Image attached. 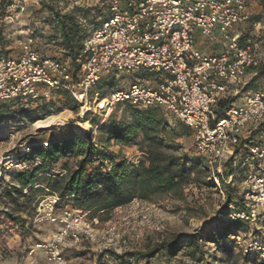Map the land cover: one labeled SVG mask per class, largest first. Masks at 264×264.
<instances>
[{
  "label": "built area",
  "instance_id": "obj_1",
  "mask_svg": "<svg viewBox=\"0 0 264 264\" xmlns=\"http://www.w3.org/2000/svg\"><path fill=\"white\" fill-rule=\"evenodd\" d=\"M30 1L20 0V11L27 10ZM78 3L70 0L68 7ZM97 3L107 4L109 16L86 36L75 64L43 55L31 36L21 42L17 58L2 53L0 41V101L50 100L54 91L62 90L80 103L84 116L100 113L107 117L120 104L164 109L193 131L196 153L206 159L209 179L221 193V211L228 209V218L248 224L247 234L232 235L237 247L255 251L264 260V131L247 144L242 162L241 154H235L242 140L264 121V88L250 93L241 104L234 102L223 117L216 112L219 101L238 96L251 80L248 75L253 77L261 64L257 33L247 34L242 27L250 15L248 0ZM6 18L13 20L12 15ZM254 27L264 30L263 21L254 22ZM215 33L221 34L218 41L223 50H199L197 35L211 43L217 41ZM139 70L158 77L154 82L137 80L116 87L106 95L97 88L105 76ZM28 152L30 148L23 146L20 152L6 155L0 144V182L32 165L22 158ZM229 161L235 170L227 173ZM241 170L240 197L227 203L223 182L234 186ZM61 200L54 190L39 197L34 221L46 222L53 229L47 239L26 247L32 256L29 264H35L39 256L47 264H70V251L90 246L99 252L123 253L131 249L128 242L143 241V221L133 214L104 222V211L94 214ZM133 204H138L137 197L116 209Z\"/></svg>",
  "mask_w": 264,
  "mask_h": 264
},
{
  "label": "rangeland",
  "instance_id": "obj_2",
  "mask_svg": "<svg viewBox=\"0 0 264 264\" xmlns=\"http://www.w3.org/2000/svg\"><path fill=\"white\" fill-rule=\"evenodd\" d=\"M249 18L242 27L247 34L257 33L260 38L261 62L264 63V30L258 32L254 27V21H263L264 23V0H249ZM20 0H14L4 13L0 10V26L5 29L4 42L8 51L17 58L20 52L21 42L28 36H33L40 52L45 56H52L61 59H68V46L66 45L58 24L53 23L50 10L47 5H53L56 11L62 14H68L74 9L69 8L70 0H39V2H29L27 10L20 11L18 4ZM77 5V4H76ZM75 5V6H76ZM74 6V7H75ZM97 4V0H83L82 9L76 10V19L81 23V37H85L93 30L97 29L104 21V15L108 12L107 7ZM93 9V10H91ZM12 15L13 20L7 19L6 16ZM36 27H38L36 29ZM3 29V30H4ZM216 42L205 40L197 35V46L199 50L206 53L219 52L223 45L218 41L221 34L215 33ZM106 80L108 85L103 86L105 94L111 90V83L114 86L126 87L131 83L142 80L144 82H154L158 77L155 73L139 71H124L108 75ZM264 88V74L260 76L257 82L250 85L249 90H242L235 99L236 104L243 102L244 98L253 91ZM49 102L38 105V102L30 103L31 108H26V101H0V144L5 150L6 155H12L23 146L40 142L49 141L50 135L59 130H63L67 125H72L74 131L84 137L92 139L99 144L102 155L97 157L89 167H98L100 165L109 166L113 160L117 163L126 161L128 163L139 160L146 161L147 155L142 151V146L146 143L142 138L130 144H119L111 142L102 144L104 138L100 128L94 125L102 118L103 115L98 113L94 117L86 119L80 108L72 109V103L64 97L59 91H54ZM130 106L117 105L112 114L108 116L105 122L116 119L118 122L130 118ZM28 109L29 116L23 115L22 111ZM64 110L71 111V117L64 124L52 128H36L33 123L39 118L50 114H55ZM172 126H186L180 120L173 119ZM179 132L182 129L179 128ZM178 149L176 153L196 154V145L193 131L189 128L187 134L176 140ZM206 161V159H204ZM39 163V161H36ZM67 164L74 167L77 164V158H60L54 172L66 175L63 165ZM35 165V164H34ZM41 176L33 185V189L24 188V192L30 194L31 200L25 202L24 206H19L11 199L4 196L6 184L0 186V264H29L31 255H28L26 247L29 245L47 239L52 232L53 226L46 222H35L36 209L39 197L47 193L48 190L54 189L48 183L46 178ZM7 181L12 182L15 186L19 183L15 175H11ZM205 177L197 179L196 174L192 179L185 183L179 191L169 193H154L149 198H138V204L128 205L124 210L113 209L102 216V220L107 222L112 217H119L124 214H133L139 221H143L144 238L140 243L128 242L131 249H143L149 241H158L164 237L174 234H181L183 240L189 239L194 234L201 236L218 235L221 232L222 225L219 224L218 216L221 211L222 196L219 189L207 185ZM64 183L60 179L58 185ZM24 202V198L20 199ZM6 208L9 210L7 211ZM12 214V215H11ZM13 216H22L26 220L28 234L23 235L20 231V224L15 222ZM248 233V232H243ZM208 259L213 260L216 255L217 260L226 261L227 257L223 254L218 243H210L207 246ZM235 253H237L235 251ZM100 252L90 246L80 250H74L67 253L70 264H117L110 257H100ZM163 262L170 261L166 256H162ZM173 263L192 264L193 260L187 256L183 250L177 257L172 259ZM35 264H47L39 256ZM216 264H226L217 262Z\"/></svg>",
  "mask_w": 264,
  "mask_h": 264
},
{
  "label": "trees",
  "instance_id": "obj_3",
  "mask_svg": "<svg viewBox=\"0 0 264 264\" xmlns=\"http://www.w3.org/2000/svg\"><path fill=\"white\" fill-rule=\"evenodd\" d=\"M13 1L0 0V10L2 9L5 13ZM97 4L100 8L103 6L108 7L107 4ZM47 6L53 23L58 24L60 27L64 41L68 46V59L75 64L81 52L83 41L87 36L81 37V23L77 21L75 14L76 10L83 8L82 1L68 14L56 11L53 5ZM108 16L109 12L104 15V19ZM3 29V26H0L1 52L8 54L10 52L4 42L5 29ZM31 37L33 38L32 35ZM254 37L258 40L261 38L259 34H254ZM254 73L251 80L243 88L244 90H249L250 85L257 82L260 76H263L264 63L261 62ZM108 78L109 76H105L97 84V88L102 95H106L103 86L109 84L106 83ZM111 87L108 93L118 86L111 83ZM59 92L72 103V109L80 108V103L69 92L62 90H59ZM236 97L228 95L219 101L216 112L220 117L224 116L226 110L235 102ZM34 102H38V105L41 106L44 102L46 104L49 101ZM34 102L29 101L26 108H31L30 103ZM129 106L131 107L129 113L131 119H124L119 122L116 119H111L105 122L106 118L110 116L108 115L95 123L94 127L100 128L103 133L104 138L101 145H107L111 142L130 144L142 138L146 143L142 146V151L147 155L146 161L139 160L127 164L126 161L117 163L116 160H113L109 166L89 167L90 163L102 155L99 144L75 132L72 125H67L63 130L50 135L49 141H45L48 144L45 145V142H40L39 145L33 143L27 146L30 148V152L24 154L22 158L32 162V165L25 170L11 173V175H15L19 186H15L7 180L0 182V186L7 185L4 196L17 205L24 206L25 202L31 200L30 194L25 193L24 188L29 187L32 190L34 183L41 176H48L44 178L54 188L52 190L60 194L62 204H71L96 214L101 211L108 213L119 206L127 205L136 197L149 198L154 193L179 191L195 174L197 179L205 177L207 179L205 183L214 186V183L209 179L210 170L203 157L197 153L190 155L176 153L175 151L178 149L176 140L187 134L189 131L188 126L173 127L171 120L176 118L160 107L139 108ZM22 112L23 115L29 116L28 109ZM96 115L90 113L85 118L89 119V117ZM179 128L182 129V132H179ZM262 131H264V121L249 138L242 140L241 146L235 152V154H241V162L247 153V144ZM71 157L77 158V164L70 167L65 163L63 169L67 171L66 175L54 172L60 158ZM36 161H39V163H36ZM234 170L232 162L229 161L226 172L229 173ZM242 172L241 170L240 175H237L234 186L223 182L227 203L240 197ZM60 179L64 180L61 186L58 185ZM22 197L25 200L24 202L20 201ZM34 208L36 209V205ZM227 214L228 209L219 211L218 221L223 227L218 235L201 236L200 234H194L189 239L183 240L181 234H174L158 241H149L143 249H130L123 253L107 251L100 252L99 255L101 258L110 257L117 264H186L172 262V259L184 250L185 254L193 260L192 264H216L217 262H225L226 264H264V260L260 259L255 251L245 252L237 247L232 235L247 231L248 224L243 221L232 220L227 217ZM13 218L15 222L20 224L21 233L23 235L28 234L29 229L26 220L22 216H13ZM210 243L220 245V249L227 257L226 261L215 259L216 255H214L212 261L208 259L210 255L208 256L206 246ZM162 256H166L170 261L163 262L161 260Z\"/></svg>",
  "mask_w": 264,
  "mask_h": 264
},
{
  "label": "bare ground",
  "instance_id": "obj_4",
  "mask_svg": "<svg viewBox=\"0 0 264 264\" xmlns=\"http://www.w3.org/2000/svg\"><path fill=\"white\" fill-rule=\"evenodd\" d=\"M70 110H64L59 113L47 115L44 118H40L34 121L33 125L36 128H52L65 123L67 119L71 117Z\"/></svg>",
  "mask_w": 264,
  "mask_h": 264
},
{
  "label": "crops",
  "instance_id": "obj_5",
  "mask_svg": "<svg viewBox=\"0 0 264 264\" xmlns=\"http://www.w3.org/2000/svg\"><path fill=\"white\" fill-rule=\"evenodd\" d=\"M32 2H34V0H31ZM80 1H83V0H78V2H80ZM248 3H249V8H250V1L248 0ZM28 6H30V5H28ZM28 11V10H27ZM223 50V48H221L220 49V51L219 52H221ZM219 52H213V53H219ZM252 78V76L251 75H248V77H247V79H251ZM236 99H239V97H237ZM245 101V98H244V100H243V102ZM243 102H240V103H238V104H241V103H243ZM235 104H236V102H235Z\"/></svg>",
  "mask_w": 264,
  "mask_h": 264
}]
</instances>
